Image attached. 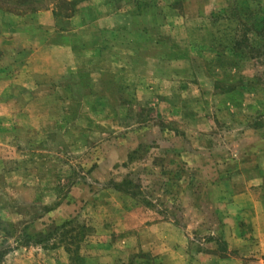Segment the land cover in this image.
I'll list each match as a JSON object with an SVG mask.
<instances>
[{
  "label": "rangeland",
  "instance_id": "obj_1",
  "mask_svg": "<svg viewBox=\"0 0 264 264\" xmlns=\"http://www.w3.org/2000/svg\"><path fill=\"white\" fill-rule=\"evenodd\" d=\"M108 4L0 49V264H264V0Z\"/></svg>",
  "mask_w": 264,
  "mask_h": 264
},
{
  "label": "crops",
  "instance_id": "obj_2",
  "mask_svg": "<svg viewBox=\"0 0 264 264\" xmlns=\"http://www.w3.org/2000/svg\"><path fill=\"white\" fill-rule=\"evenodd\" d=\"M7 1L9 5L0 4V49L7 45L19 48L15 58L35 51L29 47L32 38H98L107 32L102 21L110 17L109 0Z\"/></svg>",
  "mask_w": 264,
  "mask_h": 264
}]
</instances>
